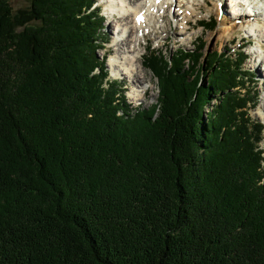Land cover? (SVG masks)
I'll return each instance as SVG.
<instances>
[{
	"label": "trees",
	"instance_id": "16d2710c",
	"mask_svg": "<svg viewBox=\"0 0 264 264\" xmlns=\"http://www.w3.org/2000/svg\"><path fill=\"white\" fill-rule=\"evenodd\" d=\"M104 22L95 0H0V264H264L247 55L148 46L159 95L133 107Z\"/></svg>",
	"mask_w": 264,
	"mask_h": 264
},
{
	"label": "rangeland",
	"instance_id": "374dc122",
	"mask_svg": "<svg viewBox=\"0 0 264 264\" xmlns=\"http://www.w3.org/2000/svg\"><path fill=\"white\" fill-rule=\"evenodd\" d=\"M103 1L104 0H95V5L99 7L102 15L105 17L104 26L100 35V37H103L105 41H103L102 45L97 50V55L99 56L100 61H107L106 67L109 74L108 78L123 85V88L127 94V100L133 107H136L138 105H140L141 107H150L153 103L156 102L159 95L157 78L154 76L153 72L146 68L145 65L142 67L146 72V80H144V86L149 85L150 87H148L147 92L143 98L136 100L132 99L133 88H137V86L133 85L132 78H128L126 76H122V78H120L119 76H116L113 68L109 66L111 54L115 50V46L113 44L115 43L116 37L119 38L118 36H116V22L118 21V16L112 15V17H109L105 9L106 2L104 3ZM188 1L189 0H187V2ZM196 2L197 6L199 4L202 7L196 9V16L190 18L191 21L188 32H186L185 35L178 34V32H181V29H179L177 22L173 16V13H178L177 7H175L173 13L172 11L166 13V17H169L168 19L170 20V26L173 28L167 39V33H161V31L159 32L160 38H155V36L152 37V35L149 36V40H146L142 36L144 39H142L140 47V61L144 64V56L149 53V50L152 49V47L154 48V50L163 53L164 56L169 57L180 47L194 49L195 44L199 41V39L206 42V46L204 48L205 54L212 53L216 50L222 51L225 47H227L235 58L236 53L243 50V52H245V54L247 55L244 66L253 73L252 75H250L251 80L249 81L250 83L248 88H250V91L256 92L257 94L255 107H253L250 112L252 117H254L255 119H259L264 123V107L262 106V103H264V71L261 66H252V55L250 54V51H252V49H259L258 46H260V40H258V38H256L255 36L249 35L248 32H250V30L248 28H239L231 33V35H228L227 37L225 36L229 32L228 22L231 19L230 14H233V5L231 4L230 0H221L222 12L217 11L215 6L216 0H196ZM240 2H242V4H238L235 7H237L240 12L243 11L242 13H244V11L246 12V9L248 8L247 5L251 3L252 0H238V3ZM31 3L32 0H11V7L16 13L21 10H28L31 6ZM189 6H191V4H189ZM213 21H216V26L213 29H211L210 26H203L201 23H212ZM259 21H264V17L260 18ZM238 22H242L241 19H237V23ZM176 31L178 32L176 33ZM262 43V48L264 49V42ZM148 46L152 47L148 48ZM203 64H205L204 61ZM205 81H207V79H205ZM218 98L219 95L212 99L210 105H207L205 109L206 113L210 112L213 106L219 103ZM261 147L264 149V138L261 142Z\"/></svg>",
	"mask_w": 264,
	"mask_h": 264
},
{
	"label": "bare ground",
	"instance_id": "6f19581e",
	"mask_svg": "<svg viewBox=\"0 0 264 264\" xmlns=\"http://www.w3.org/2000/svg\"><path fill=\"white\" fill-rule=\"evenodd\" d=\"M104 0L106 11L109 17L112 15L118 16L116 22V37L114 52L111 54L109 66L113 68L116 76L132 78L133 88L132 99L139 100L144 97L149 85L144 86L146 80V72L142 68L144 64L140 61L142 39L149 40V36L160 38L159 32H166L168 38L171 30L169 17H166L167 12L173 13L177 7L178 13H173L174 19L177 22L181 32L178 34L185 35L188 32L191 17L196 16V9L202 6L196 0ZM211 1V0H206ZM232 3H238V0H230ZM251 1V0H250ZM243 2V1H242ZM255 9L249 10L248 13L240 12L239 9L233 6V14H230L228 22L229 32L225 35H231L237 29L248 28L249 35L255 36L260 40L259 49H252V66H261L264 71V21L259 19L264 17V0H252ZM191 4V6H189ZM250 4V3H249ZM249 4L247 6H249ZM217 11L222 12L221 0H216ZM234 15V16H233ZM181 16V17H180ZM233 17V18H232ZM162 19V20H161ZM226 19V17H225ZM237 19L242 22L237 23ZM240 24V25H239ZM224 31V30H223ZM144 38H143V37ZM162 39V38H161ZM243 40V39H242ZM260 62V63H259ZM264 84V83H263ZM264 107V103H262ZM264 117V116H263Z\"/></svg>",
	"mask_w": 264,
	"mask_h": 264
}]
</instances>
